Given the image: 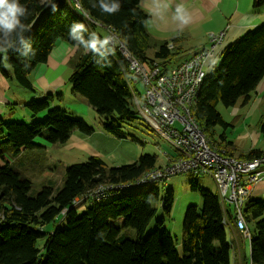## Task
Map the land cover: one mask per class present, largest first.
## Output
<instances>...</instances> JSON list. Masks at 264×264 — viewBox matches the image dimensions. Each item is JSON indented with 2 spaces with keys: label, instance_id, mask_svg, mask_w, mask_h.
<instances>
[{
  "label": "trees",
  "instance_id": "1",
  "mask_svg": "<svg viewBox=\"0 0 264 264\" xmlns=\"http://www.w3.org/2000/svg\"><path fill=\"white\" fill-rule=\"evenodd\" d=\"M76 1L79 8L70 0H20L28 10L27 19L22 20L28 28L7 36L0 32V47L6 49L0 53V73L32 95L25 105L29 111L25 122L0 118V264H232L233 244L228 235L234 225L238 228L234 208L230 205L228 209L226 201L220 205L219 195L201 187L195 177L190 179V188L200 192L203 202L200 209L190 205L185 211L181 252L169 231L156 228L145 234L155 214V202L160 201L165 215L171 213L174 195L165 183L161 187L150 183L147 190L123 193L114 200L92 199L91 193L99 185L113 188L137 182L161 165H156V155L141 154L132 163L114 166L98 155H90L85 161L65 166L59 189L45 185L30 194L31 181L20 163L27 160L20 155L22 151L41 148L37 140L49 145L66 144L75 131L90 135L95 130L80 115L56 103L59 93L48 91L35 97L37 90L29 75L47 61L59 40L77 48L68 63L72 92L86 99L103 132L118 138L127 137L121 131L124 124L140 118L134 97L139 102L140 98L133 86L139 79L132 75L117 47L105 45L104 37L94 27L98 25L107 32L113 29L131 55L148 68L159 65L165 71L178 62L176 58L184 50L182 35L158 40L147 31L150 14L139 0ZM252 2L254 7L264 4V0ZM114 4L118 7L113 12L103 10V5ZM81 24L83 27L78 26ZM263 76L264 22L224 48L221 60L204 77L191 106L194 121L218 152L234 156L236 146L225 133L227 128L214 138L216 126L231 125L217 104L245 105L253 99ZM258 126L264 137V115ZM263 155L264 150L251 148L237 157ZM162 156L165 163L167 155ZM85 202L89 203L86 210L77 215L75 208ZM242 211L250 233L249 261L264 264V200L249 198ZM224 215L229 226L223 223ZM60 216L66 218L65 226L59 222L46 230L45 226ZM130 230L136 237L128 236ZM38 239L42 241L38 243Z\"/></svg>",
  "mask_w": 264,
  "mask_h": 264
},
{
  "label": "built area",
  "instance_id": "2",
  "mask_svg": "<svg viewBox=\"0 0 264 264\" xmlns=\"http://www.w3.org/2000/svg\"><path fill=\"white\" fill-rule=\"evenodd\" d=\"M75 6L80 7L78 3ZM112 30H108L109 34L103 40L105 45L117 47L128 61L132 75L146 86L142 103L145 108L139 113L174 149L164 151L168 160L148 174L157 176L163 183L178 173L211 176L218 187L220 201H231L235 221L242 235L249 238L242 209L251 195L247 188L264 179V155L240 159L218 152L212 148L190 111L205 77L204 65L209 58L212 60L216 57L215 48L221 43L224 31L209 33V47L198 49L186 60L162 71L158 65L148 68L134 58ZM134 101L137 102L136 97ZM150 182L154 183L153 179ZM135 183L140 185L142 181ZM112 189L99 185L92 191V199L111 200L115 196ZM222 209H225V205H222ZM224 216L223 223L229 226Z\"/></svg>",
  "mask_w": 264,
  "mask_h": 264
},
{
  "label": "crops",
  "instance_id": "3",
  "mask_svg": "<svg viewBox=\"0 0 264 264\" xmlns=\"http://www.w3.org/2000/svg\"><path fill=\"white\" fill-rule=\"evenodd\" d=\"M252 3V0H139V5L150 14V18L146 23V29L154 38L163 40L175 34H180L184 38L183 47L188 50L190 43H186L185 41H193L195 36L201 37L198 42L192 45L194 48L189 56L198 49L210 46L208 42L209 33L224 31L221 43L215 48V54L217 55L214 59L210 60L211 63L217 61L220 52H222L225 47L241 37L246 31L264 22V4L260 7H254ZM185 21H187V23H185ZM202 39H205V42H200ZM76 49L77 48H72L66 41L59 40L51 50L47 61L37 65L31 71L29 78L34 88L37 90V96L35 97H38L40 93L48 91L56 92L60 94L56 103L61 106H63V103H68L66 108L74 113L90 114L94 111L87 103L86 99L73 93L70 85L68 87V76L71 72L68 63L74 51L76 52ZM189 56L184 57V59ZM218 62L219 61H217L216 64H218ZM20 88L21 87L15 85L14 79L6 78L0 73V118L6 115L5 113L8 105V111L10 108H14L13 112L17 116L22 114L21 117L28 118L29 111L26 109L25 105L32 99V95ZM255 94L256 97H253L254 99L245 105L241 104L243 107H247L243 113V118L251 114L254 115V110L259 109L261 103H263L264 76L258 83ZM258 94L263 95L262 98L258 97ZM68 96H72V99L67 101L66 97ZM12 104H14V106H12ZM259 111L260 115L258 120L255 118L256 125L254 128L237 134L236 138H233L232 131H230V135L227 134V131L225 132L236 146V155H240L243 152L246 153L251 148L264 150V148L257 147L260 138L258 123L259 120L262 119V115H264V112H261L260 109ZM238 118L239 116H233L234 121H238ZM234 121L232 120L231 127H233ZM109 135L110 134L103 131H94L90 135H85L81 132H73L69 138L71 142L66 148L78 147L93 151L89 148V145L100 144L101 141L108 138ZM244 139H250L245 149H243L241 143L238 142ZM36 143L43 144L44 142L37 140ZM54 145L55 144H47L45 148L41 147L22 151L20 155L36 156L40 152H47V150ZM2 164L3 159L0 158V165ZM251 190L252 196H262L264 194V179L252 187ZM228 238L233 244L232 249L234 252L236 251L234 254L235 259L236 257L239 258V245L244 237L240 231L236 229L235 225L233 229H230Z\"/></svg>",
  "mask_w": 264,
  "mask_h": 264
},
{
  "label": "rangeland",
  "instance_id": "4",
  "mask_svg": "<svg viewBox=\"0 0 264 264\" xmlns=\"http://www.w3.org/2000/svg\"><path fill=\"white\" fill-rule=\"evenodd\" d=\"M75 5L76 3H74L73 6L76 7ZM94 30L97 33H99L101 36H103L104 38L108 36V32L98 25L94 27ZM200 39H201L200 36H195L193 41H189V40L185 41L186 43H190L189 44L190 47H188L189 48L188 50L183 48L184 50H182L178 54L176 61L179 62L182 60H186L188 57L185 59L184 57L189 56L190 52L194 48V46L192 45L198 42ZM200 42H205V39H202ZM208 42H209V37H208ZM108 46L112 47L111 45H108ZM169 48H172V45H170ZM222 52H220V55L217 61L221 60ZM216 62L213 61V63H210V58H209V60L207 61V63L204 65V68H203L205 71V76L209 74V72H211L213 68L216 67L217 65ZM14 83L18 87H21L19 86V84H17L15 80H14ZM69 85L70 84H68V87ZM133 86L141 102V103L138 102V100L137 102L134 101L135 107L137 108V112L140 118L134 120L130 125H126V124L123 125V127L121 128V131L127 135L126 138H118L113 135L111 136L109 135V137L101 141L100 144L89 145V148L93 151H90L89 149H86V148L83 149V148H78V147L66 148V146L71 142V139H69L66 144H63V143L55 144L53 147L48 149L47 152L43 151L41 152V154L36 155V156H31V155L25 156L27 160L21 161L20 163L23 166V174L26 177H28L29 180L31 181V185H32L31 190H30L31 195L39 191L45 185L51 186L54 190L59 189V186L61 185V179L64 174L65 166L72 164L74 162L85 161L90 155H98L109 166H114V165H120L121 163H128V162L135 161L138 159V157L141 154H151V155L157 156L156 165L158 164L162 165L164 161V158L162 156L164 149L167 148L172 151H174V149L171 147V145L168 144V142L161 135H159L151 127V125L141 116V113H139L141 110L145 108V104H142L144 102L143 83L137 80L133 82ZM20 89H23V91H28L25 88H20ZM132 89L133 88H131V90ZM253 96L256 97V94H253ZM262 96L263 95L258 94V97L262 98ZM71 99H72V96L66 97L67 101ZM62 105L67 107L68 103H63ZM12 106H14V104H12ZM8 108H9V105L7 106V110L5 113L6 115L2 116L3 121L19 120L21 122H25L27 120V119H24V117H21L22 114L17 116L14 112H9ZM216 108L221 113L224 120L229 123H232L234 115L239 116V118H238V121L233 120L234 121L233 127H231V125L228 127L216 126L215 127L216 132H215L214 138L218 137V134H220L221 132L224 133L225 128H227L228 130L227 131L228 135H230V131H232L233 138H236L237 134L248 131L250 128H254V126L256 125L255 118L256 120H258V117L260 115L259 109L261 110V112H264V99L259 109L254 110V115L251 114L245 118H243L242 116H243L244 111L247 109V107L246 106L243 107L241 105V102H237L236 105L233 107L231 106L226 107L222 103H218ZM234 108H235V111H234ZM77 114L78 115L82 114L80 116H82V118L88 124L92 125L95 128L94 131L96 132L103 131L100 125L101 124L100 119H98V116L95 114V112H92L90 114H87V113H80V114L77 113ZM43 117H41V119ZM258 129H259V126H258ZM75 132H78V131H75ZM206 136L209 137L208 135ZM130 137H134V138L131 139ZM248 140L250 139H244L242 141H238L241 143L243 149H245L247 147V144H249ZM46 146L47 144L45 143L42 144L43 148H45ZM257 147L264 148V137L261 133H260V138L257 143ZM234 157L238 158L236 154H234ZM32 159H34V163ZM191 177H195V179L197 180V182L199 183L201 187L207 188L212 193H217L219 195V190L216 185V182L209 175H206V174L190 175V173H178L176 175H173L165 182L166 188H169V187L172 188L173 195H174V201H173L171 213L169 215H165L161 208L160 201L155 202L154 203V207L156 209L155 214L145 229V234L155 230L156 228H158L159 230L169 231L173 237H176V249L179 252H181L180 240H181V235H182L183 217H184L185 211L187 207L190 205H196L197 208L200 209L202 206V202H203L200 192L196 190H192L190 188L189 183H190ZM259 182L247 188L249 190V193H251L252 191L251 188L254 187L256 184H258ZM155 185L161 187L162 184L155 183ZM150 187H151V184L148 183L143 186H134L131 188V191L147 190ZM262 196L256 195L254 197L250 195L249 198H253L255 200H264V194ZM222 203H223V200L221 199L220 205ZM226 204H227L226 206L228 209H230V205L233 208L231 201L229 200L226 201ZM88 205L89 203L85 202L77 206L75 208L77 215H80L81 213H83L86 210ZM160 219L163 220L162 223L158 222V220ZM243 219H244V215H243ZM59 222L61 223V226H65L66 218L60 216L55 221L47 224L45 226L46 230H49L50 228H54L56 225H58ZM244 222L248 223L245 221V219H244ZM236 229L240 231L239 227ZM250 229L253 231V228L251 226H250ZM130 232L131 233H128L129 234L128 236L132 238L136 237V233L134 232V230H130ZM249 238L244 237L243 241L240 243L239 258L236 257L235 259L234 254L236 253V251L234 252V250L231 248L230 256H231L232 264H251L249 261L250 259ZM41 241L42 239H38V243Z\"/></svg>",
  "mask_w": 264,
  "mask_h": 264
},
{
  "label": "clouds",
  "instance_id": "5",
  "mask_svg": "<svg viewBox=\"0 0 264 264\" xmlns=\"http://www.w3.org/2000/svg\"><path fill=\"white\" fill-rule=\"evenodd\" d=\"M102 7L103 10L111 13L118 6L114 4L112 7H108L107 5H103ZM27 16L28 10L20 3V0H0V32L6 36L17 31V29L21 31L27 29L28 26L22 22V20L27 19ZM78 26L83 27L82 24ZM91 47L95 49V43ZM2 52H6L4 47H0V53Z\"/></svg>",
  "mask_w": 264,
  "mask_h": 264
},
{
  "label": "bare ground",
  "instance_id": "6",
  "mask_svg": "<svg viewBox=\"0 0 264 264\" xmlns=\"http://www.w3.org/2000/svg\"><path fill=\"white\" fill-rule=\"evenodd\" d=\"M73 1L74 3H78L76 0H70ZM226 155V154H224ZM230 156V155H227ZM150 172V171H149ZM149 172H146L145 174H143L138 180L142 181V184L137 185L136 183H130V184H125V185H116L113 187L112 191L114 192V197L111 200H114L116 198H118L119 196H121L123 193H127L131 192V188L134 186H143L146 185L148 183H151L150 180L153 179V181L157 184H163L162 181L159 180V178L157 176H151L150 174H148ZM164 181V179H162Z\"/></svg>",
  "mask_w": 264,
  "mask_h": 264
}]
</instances>
